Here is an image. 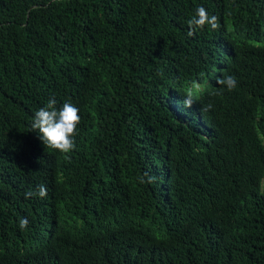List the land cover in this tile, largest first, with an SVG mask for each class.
I'll use <instances>...</instances> for the list:
<instances>
[{
  "label": "trees",
  "instance_id": "trees-1",
  "mask_svg": "<svg viewBox=\"0 0 264 264\" xmlns=\"http://www.w3.org/2000/svg\"><path fill=\"white\" fill-rule=\"evenodd\" d=\"M198 6L221 27L189 37ZM0 264H264V0H0Z\"/></svg>",
  "mask_w": 264,
  "mask_h": 264
},
{
  "label": "clouds",
  "instance_id": "clouds-1",
  "mask_svg": "<svg viewBox=\"0 0 264 264\" xmlns=\"http://www.w3.org/2000/svg\"><path fill=\"white\" fill-rule=\"evenodd\" d=\"M189 37L194 36L197 32L203 31L206 26H210L212 30H218L221 27L219 17L210 15L207 9L203 6L196 8L195 14L187 21ZM217 84L220 86L213 94L220 95L225 89L232 91L237 87V78L232 75L217 77ZM192 87L196 91L201 90V85L193 82ZM181 101L184 109H190L196 102V97L193 91L189 90L183 95ZM55 98H50L45 106L36 110L32 117L31 129L32 132L37 133L38 139L43 143L45 148L58 151L61 154H68L75 148V136L77 135V127L81 122L79 109L71 102H65L62 107H56ZM212 108L211 104L204 106L200 109L201 112L208 111ZM144 176H148L147 173ZM155 177H149L148 182H152ZM141 183L145 180L143 177L140 179ZM25 198L38 196L44 198L47 196V189L44 185H39L35 192L32 190L27 191ZM27 218L19 220V228L24 230L28 226Z\"/></svg>",
  "mask_w": 264,
  "mask_h": 264
}]
</instances>
